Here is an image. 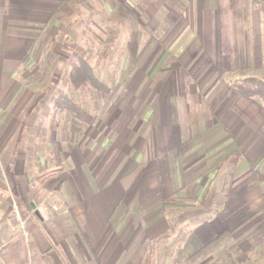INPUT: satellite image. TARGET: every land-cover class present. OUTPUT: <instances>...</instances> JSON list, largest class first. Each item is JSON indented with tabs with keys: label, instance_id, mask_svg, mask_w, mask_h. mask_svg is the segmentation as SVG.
I'll return each mask as SVG.
<instances>
[{
	"label": "rangeland",
	"instance_id": "obj_1",
	"mask_svg": "<svg viewBox=\"0 0 264 264\" xmlns=\"http://www.w3.org/2000/svg\"><path fill=\"white\" fill-rule=\"evenodd\" d=\"M237 2L241 6L233 13L240 14L249 29L240 51L226 42L223 27L220 37L212 36L220 31L217 25L228 11V0H62L56 9L66 15L53 31L54 41L51 36L37 38L41 47L49 38V49L27 52L24 58L32 57L33 65L21 73L37 80L29 87L33 91L38 87L39 100L37 104L28 101V106L40 111L34 126L39 130L38 149L47 150V136L54 137L55 157L48 158L49 168L39 165L43 171L37 178L42 186L61 163L65 149L88 147L87 161L97 165V173L112 167L108 173L117 163L122 172L125 162L134 158L133 174L140 171L155 177L163 173L155 154L159 150L170 152L177 163L172 171L182 172V185L163 203L165 210L158 218L166 216L164 227L159 223V231L164 232L140 250V264H264V230H260L264 224V145L256 147L257 140L247 135L251 149L258 148L259 153L248 155L242 150V164L234 151L243 135L233 132V125L238 130V117L228 114L231 122H227L222 114L240 98L250 120L256 118L250 112L255 106L264 116V100L241 92L242 87L254 89L264 83V51L254 52L247 45L253 34L263 33L264 38V1ZM242 38L245 41V35ZM77 54L86 58L107 91L72 86L70 74ZM5 58L2 53L0 59ZM179 90L177 112L170 115L168 104L175 100L169 97ZM61 94L91 113V124L82 123L70 109L57 108L54 99ZM17 102L13 101L11 110ZM206 120L209 124L226 122L232 136L229 150L212 156L210 149L196 148L191 153ZM150 141L157 165L147 169L139 161ZM181 148L186 151L184 158ZM242 172L251 176L234 188L235 197L230 196V188L236 185L234 176ZM52 207L59 210L55 202ZM232 245L237 246L233 256L227 251Z\"/></svg>",
	"mask_w": 264,
	"mask_h": 264
},
{
	"label": "crops",
	"instance_id": "obj_2",
	"mask_svg": "<svg viewBox=\"0 0 264 264\" xmlns=\"http://www.w3.org/2000/svg\"><path fill=\"white\" fill-rule=\"evenodd\" d=\"M59 1L62 0H0V55L3 53L7 56L4 60L0 59V229L4 224L9 225L4 234L10 242L17 235L24 236L29 246L30 264H140L141 251L146 250L151 241L164 232L159 231V223L163 222L164 227L166 216L163 215L162 219L158 217L167 197L177 185H182V172L177 175V169L172 171L173 164L176 167L177 163L170 157V152L159 150L155 153L159 155L158 163L163 169V173L157 172L155 177V174L140 171L133 174L134 158L125 162L126 167L122 172L118 171L121 163H117L108 173L112 167L106 168L104 173H97V165L87 161L91 150L88 147L83 151L79 148L75 150L69 139L67 147L72 150L65 149L64 158L60 160L67 172L61 190H47L37 178L43 171L39 170V165L46 164L45 168H49L48 158L55 157L54 137L52 135L50 139L47 136V150L38 149L39 130L38 125L34 126L40 111L37 107L28 106L31 103L28 101L35 100L37 104L39 100L38 87L34 91L29 87L37 80L32 74L23 75L22 70L33 65L32 57L29 61L24 59L27 52L33 54L49 49V38L43 47L37 38L51 36V40L54 39L53 31L66 15L64 10L56 9ZM240 6L237 0H228V11L222 23L219 19L217 25L220 31L212 34L214 37L222 35L223 27L226 42L229 40L235 46L233 49L239 51L246 44L249 30L240 14L233 13ZM256 24L257 29L261 30V24ZM208 34L211 35V32ZM244 35L245 41L242 38ZM252 36L253 40L247 45H252L254 52L264 51L263 33ZM214 41L220 42L217 38ZM180 93L179 90L169 97L175 100L168 104L170 115L177 112L176 101ZM14 100L19 102L11 110L10 105H14ZM239 100L237 104L227 105L230 111H222L227 122H231L228 114L238 117L235 121L238 130L233 125V132L238 135L243 133L234 149L239 156L237 160L243 159L242 150L248 155L251 152L259 153L258 148L251 149L247 135L257 140L256 147L264 145V116L257 112L259 109L255 106L250 112L255 113L256 118L250 120L245 114L246 107ZM189 113L185 112V115ZM207 121L200 126L204 131L194 139L191 153L195 154L196 148H203L210 149L209 156H212L222 149L229 150L232 136L225 126L226 122L209 124ZM126 145L133 148L132 144ZM138 145L143 146V142ZM151 146L150 141L139 161L144 162L142 165L147 169L153 164L157 165ZM181 149L182 158L186 151ZM228 154L231 155L230 152ZM199 159L193 160L197 162ZM244 162L243 159L242 164ZM250 176L237 173L234 176L236 185L230 188L229 195L235 197L234 188ZM54 202L59 210L53 209ZM20 224L24 226L23 230ZM0 264H3L1 258Z\"/></svg>",
	"mask_w": 264,
	"mask_h": 264
},
{
	"label": "trees",
	"instance_id": "obj_3",
	"mask_svg": "<svg viewBox=\"0 0 264 264\" xmlns=\"http://www.w3.org/2000/svg\"><path fill=\"white\" fill-rule=\"evenodd\" d=\"M70 81L76 90H81L88 85L96 91H107L108 88L100 81V78L96 75L93 67L88 63L86 58L78 54L73 62ZM241 92L264 100V83L258 84L254 89L242 87ZM54 105L57 108L62 107V109L67 108L72 110L76 118L81 120L84 124H91L93 121L94 116L91 113L83 109L72 98L66 95L61 94V96L54 99ZM52 172L53 173L48 176L45 183H43V186L50 191H60L66 181L67 174L62 169L60 162L57 163L56 168L52 170ZM263 226L264 224L260 226V230H264ZM8 228H10L9 225L4 224L0 229V258L3 264H29V250L24 236L17 235L15 239L10 242L4 234L5 229ZM236 250L237 246L232 245L227 251L229 255L233 256Z\"/></svg>",
	"mask_w": 264,
	"mask_h": 264
},
{
	"label": "built area",
	"instance_id": "obj_4",
	"mask_svg": "<svg viewBox=\"0 0 264 264\" xmlns=\"http://www.w3.org/2000/svg\"><path fill=\"white\" fill-rule=\"evenodd\" d=\"M15 208H17V206H15ZM22 224H23V222H22Z\"/></svg>",
	"mask_w": 264,
	"mask_h": 264
}]
</instances>
